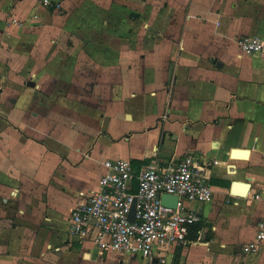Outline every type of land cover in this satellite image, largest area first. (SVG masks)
Here are the masks:
<instances>
[{
    "label": "crops",
    "instance_id": "0c3cea01",
    "mask_svg": "<svg viewBox=\"0 0 264 264\" xmlns=\"http://www.w3.org/2000/svg\"><path fill=\"white\" fill-rule=\"evenodd\" d=\"M242 35L264 41V0H0V264H264V243L246 249L264 217V52ZM188 153L213 199L186 203L185 244L145 258L68 233L105 159Z\"/></svg>",
    "mask_w": 264,
    "mask_h": 264
},
{
    "label": "built area",
    "instance_id": "2783aa9c",
    "mask_svg": "<svg viewBox=\"0 0 264 264\" xmlns=\"http://www.w3.org/2000/svg\"><path fill=\"white\" fill-rule=\"evenodd\" d=\"M42 2L50 4V0ZM237 44L243 53L264 52V41L256 35H242ZM102 165L97 188L86 192L72 207L68 219V233L72 237L90 242L102 252L148 258L156 243L185 244L190 227L199 220L197 211L187 208L186 203L213 199L208 165L193 153L165 164L142 166L139 170L124 158H107ZM163 193L178 197L175 207L161 204ZM259 196V193L254 195ZM133 199L135 210L130 220ZM263 243L264 217L256 221L254 238L246 249L255 251Z\"/></svg>",
    "mask_w": 264,
    "mask_h": 264
},
{
    "label": "water",
    "instance_id": "95a60500",
    "mask_svg": "<svg viewBox=\"0 0 264 264\" xmlns=\"http://www.w3.org/2000/svg\"><path fill=\"white\" fill-rule=\"evenodd\" d=\"M177 199H178V197L176 195H172V194H168V193H163L160 195L161 204H163L165 206H169V207H175L177 204ZM134 210H135V199H133V201H132L130 211H129V215H128V218L130 220L133 219Z\"/></svg>",
    "mask_w": 264,
    "mask_h": 264
},
{
    "label": "rangeland",
    "instance_id": "374dc122",
    "mask_svg": "<svg viewBox=\"0 0 264 264\" xmlns=\"http://www.w3.org/2000/svg\"><path fill=\"white\" fill-rule=\"evenodd\" d=\"M107 255H108V258H109L111 261H113V256H114V254H113L112 252H108ZM103 256H105V254H104ZM109 256H110V257H109Z\"/></svg>",
    "mask_w": 264,
    "mask_h": 264
},
{
    "label": "trees",
    "instance_id": "16d2710c",
    "mask_svg": "<svg viewBox=\"0 0 264 264\" xmlns=\"http://www.w3.org/2000/svg\"><path fill=\"white\" fill-rule=\"evenodd\" d=\"M177 263V261H176V258H175V263L174 264H176Z\"/></svg>",
    "mask_w": 264,
    "mask_h": 264
}]
</instances>
